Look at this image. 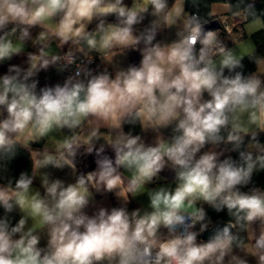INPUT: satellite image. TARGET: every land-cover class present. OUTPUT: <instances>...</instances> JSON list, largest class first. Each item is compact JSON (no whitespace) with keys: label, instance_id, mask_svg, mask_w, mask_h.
Instances as JSON below:
<instances>
[{"label":"clouds","instance_id":"obj_1","mask_svg":"<svg viewBox=\"0 0 264 264\" xmlns=\"http://www.w3.org/2000/svg\"><path fill=\"white\" fill-rule=\"evenodd\" d=\"M149 10L154 19L137 34L135 26ZM112 14L117 23L107 22ZM206 23L168 0H134L132 7L124 0H0V62L21 51L10 35L19 31V40L26 41L33 39V28L41 29L33 39L38 54L28 55L30 66L12 65L0 77V158L14 156L21 138L27 145L55 131L71 132L55 151L32 153L31 174L0 185V206L22 214L15 225L7 215L0 218V264H249L235 249L264 264V187L241 190L264 170V144L257 139L264 132V59L256 60L250 75L236 71L242 59L217 32L206 31ZM173 26L178 39L156 40ZM52 40L69 45L68 51L50 55ZM128 50L140 52L139 66L118 67L114 74H93L77 64L76 52L89 61L99 53L111 64ZM74 64V75L63 84L37 91L41 70L64 71ZM125 124L157 133L155 146L125 132ZM168 128L173 135L165 139L161 130ZM246 137L259 154L242 150ZM221 145L239 151L241 162L221 160ZM82 148L95 153L97 168L74 183L42 171L67 166L75 175ZM165 168L174 170L175 187L147 191L149 210L130 212L129 194H144L141 187ZM37 177L43 194L33 187ZM98 192H115L125 206L88 215L84 210ZM203 204L217 212L226 208L231 217L207 242L198 240L211 224L198 206ZM257 222L259 233L253 232L250 244L232 232H247ZM42 233L46 247L39 246Z\"/></svg>","mask_w":264,"mask_h":264},{"label":"crops","instance_id":"obj_2","mask_svg":"<svg viewBox=\"0 0 264 264\" xmlns=\"http://www.w3.org/2000/svg\"><path fill=\"white\" fill-rule=\"evenodd\" d=\"M170 1V0H168ZM250 1H257V0H250ZM134 3V0H124V4L128 7H132ZM177 4V6H181L185 14H191L186 9V4L184 0H173V4ZM210 17L211 21L216 20L218 18H225L228 20L229 23L236 25L239 27V30L236 32L237 40L234 42L233 45L228 47V49L232 50L235 55L240 57L242 60L247 58L248 56L252 55L256 51V45L253 41V36L259 32H261L264 29V24L261 20H254L251 22H246V19L242 13H230V6L226 3H215L211 6L210 10ZM107 22L109 23H117L116 16L114 14L109 15L107 18ZM154 19V17L151 15V10H149V13L145 14V19L142 24L135 26L137 30V34H139V31L143 30L144 27L148 26L151 21ZM58 20V18H57ZM210 21V22H211ZM96 22H93L88 26V30H93L95 28ZM36 29L41 31V29L37 26ZM210 30V29H209ZM215 30V29H214ZM38 31V33H39ZM177 31L178 28L176 26H173L171 28H165L163 31L159 32L156 40L159 42H165V43H171L178 39L177 37ZM11 39L15 46L21 48V51L18 54H15L10 60H6L4 62H0V77H2L5 74L9 73V67L12 65H16L21 67L22 69H27L29 65L28 55L29 53H35L38 54L39 45L34 44L32 42V45H28L24 43L23 41H20L19 38H17L15 35H10L8 37ZM58 41L52 40L50 41V48L48 49L50 55H60L61 53H66L68 51L69 45L64 46H58ZM78 55H83L82 53L76 52ZM90 55L95 56L100 64L107 68L109 72H112L114 74L115 70L119 68L126 69L129 65H136L139 66L142 56L139 51L136 50H128L123 55H118L114 57L113 62L109 64L99 53H91ZM241 60V61H242ZM258 68V65H257ZM256 68V71H257ZM262 68H264V65H262ZM255 71V72H256ZM61 76V71L58 67L52 66L47 70H41L38 75L35 77L39 81L37 91L39 92L40 88L43 87H52L55 86L57 83L63 84L65 80H58V78ZM262 79H264V76H262ZM205 99H210V97L205 93ZM3 117L0 116V119ZM87 131V126L85 127V132ZM102 131H107L106 129L102 128ZM124 131L125 132H131L133 135H141L144 139L145 143L151 146H155V141L157 137V133L153 132L152 130L144 131L142 128L137 125H124ZM255 131V128L253 129ZM161 133L163 134L165 139H169L172 135V129H162ZM264 133V132H259ZM71 135V132L67 129L62 131H55L49 134L48 137L42 139L38 142H31L27 145H25V141L23 138L20 139L19 143L34 148L33 152L36 151H43L44 149H48L49 151H55V146L58 142H60L63 138L66 136ZM104 143L103 140L99 141L97 143V147H99V144ZM261 144H264V142H260ZM208 148L203 149L202 151H207ZM252 150L253 155L259 154L253 149H250L248 145L246 146V151ZM217 151L222 152L223 155L220 157L226 158L231 155V150H229L226 147H219ZM32 152V153H33ZM106 155L110 156L111 158H115V153L112 151L111 148H106ZM96 156L95 153L93 154H86L84 152V149L82 148L80 150V154H78L76 159V174H73V170L69 167H65L63 169H56L53 167H49L47 169L42 170L43 172H47L51 179H60L64 181L65 183H74L76 180V176L80 174H87L90 171H94L97 168L96 164ZM125 178H129L130 174L125 173ZM0 185H3L0 182ZM34 189L39 190L42 194L44 192V189L41 186V180L39 177H37L34 181L33 185ZM159 187H175V172L171 168H165L160 174L159 178L154 179V181L146 187H141L140 192H145L144 194L138 195L136 197H132L131 194H129V202L127 203V208L131 212L135 209H141V210H149V197L147 195V191L158 189ZM207 204L198 205V206H205ZM125 206V202L122 198L117 197L115 192H103V193H95L93 200L90 202L89 206L84 210L88 215H94L101 207L107 208L109 211L114 207H121ZM31 220H29V226L31 225ZM163 232L166 233V229H162ZM256 231V234L259 233V222L257 224L253 225V229L248 230V236L250 239V236H252L253 232ZM251 241V239H250ZM252 243V241L250 242ZM249 243V244H250ZM47 245V235L46 233L41 234V242L40 247H46ZM235 254L240 255L243 258H246L249 261V264H257L256 258L251 255H246L243 251L240 249L234 250Z\"/></svg>","mask_w":264,"mask_h":264},{"label":"trees","instance_id":"obj_3","mask_svg":"<svg viewBox=\"0 0 264 264\" xmlns=\"http://www.w3.org/2000/svg\"><path fill=\"white\" fill-rule=\"evenodd\" d=\"M186 4V9L191 14H197L202 21L207 23L211 21L210 10L211 6L215 3H226L230 6V13H242L246 19V22H251L254 20H261L264 24V0L250 1V0H184ZM169 6L173 3V0L168 1ZM12 25H9L8 31L11 30ZM38 29L33 28L32 38L34 39L38 35ZM19 31H17L16 36L19 38ZM2 35V33H0ZM33 39L23 41L28 45H32ZM253 41L256 45V51L241 61L242 68L236 69V71L243 72L244 75H250L256 71L257 59H264V29L253 36ZM229 71L225 70V75H229ZM234 74V73H231ZM259 142H264V133L258 134L257 137ZM250 137L245 138V145L242 150L246 151V146L248 145ZM210 147V146H208ZM206 147V148H208ZM220 147H226L231 150V155L222 158H231L232 160L240 163V153L239 151H233L231 145H221ZM34 148L27 147L19 142L16 145L15 155L11 158H0V182L6 185L8 181H15L19 178L22 172H27L31 174L32 171V152ZM255 156V155H254ZM252 187H264V170L254 173L252 183L242 188V191H248ZM208 219L211 221L209 228L217 221H222L228 223L231 219L229 217L227 209L225 208L221 212H217L209 205L203 206ZM5 215L8 216L13 225L21 218V213L18 209L14 210L12 213H6L2 206H0V218ZM197 230H199V225H197ZM239 233V236L245 243H250L248 236V231L244 232L239 229H234L233 234Z\"/></svg>","mask_w":264,"mask_h":264},{"label":"built area","instance_id":"obj_4","mask_svg":"<svg viewBox=\"0 0 264 264\" xmlns=\"http://www.w3.org/2000/svg\"><path fill=\"white\" fill-rule=\"evenodd\" d=\"M216 20L218 21L219 24L218 27L215 30L214 29H210V30L217 32L218 38L228 48L231 45H233L234 42L237 40L236 32L239 30V27L229 23L228 20L225 18H218ZM60 55H64V53H61ZM91 57L92 59L91 61H89L88 57L84 55L76 54L77 64L85 65L88 69H90L93 72V74H99L100 72H103L105 71V69H107L100 64L99 60L95 56L91 55ZM75 71H76V64L69 66L66 70L61 71V76L58 78V80H66V78L69 75H74ZM195 230H197V227ZM198 240L203 241L201 239V234L200 236H198Z\"/></svg>","mask_w":264,"mask_h":264},{"label":"water","instance_id":"obj_5","mask_svg":"<svg viewBox=\"0 0 264 264\" xmlns=\"http://www.w3.org/2000/svg\"><path fill=\"white\" fill-rule=\"evenodd\" d=\"M218 21L217 20H212L211 22H208L207 24H205V30H209V29H216L218 27ZM227 223L226 222H222V221H217L216 223H214L207 231H205L204 233H201V239L204 242H207L208 239L214 234V231L217 228H222L224 226H226ZM232 232H234V229L232 230Z\"/></svg>","mask_w":264,"mask_h":264}]
</instances>
